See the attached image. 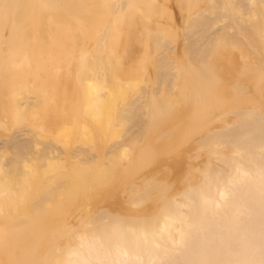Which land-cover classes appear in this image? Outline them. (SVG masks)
Segmentation results:
<instances>
[{
  "label": "bare ground",
  "instance_id": "1",
  "mask_svg": "<svg viewBox=\"0 0 264 264\" xmlns=\"http://www.w3.org/2000/svg\"><path fill=\"white\" fill-rule=\"evenodd\" d=\"M0 264H264V0H0Z\"/></svg>",
  "mask_w": 264,
  "mask_h": 264
},
{
  "label": "rangeland",
  "instance_id": "2",
  "mask_svg": "<svg viewBox=\"0 0 264 264\" xmlns=\"http://www.w3.org/2000/svg\"><path fill=\"white\" fill-rule=\"evenodd\" d=\"M174 9H175L174 4H172L170 10H171L172 12H175ZM177 13H178V11H177ZM177 20H178V19H177ZM182 38H183V37H182ZM233 56H235L234 59L236 58V60H235L236 63H239V60L237 59L236 54L233 55ZM235 61H233V66H235V63H234ZM223 64L226 65V64H227V60H226L225 62H223ZM239 65H240V64H237L236 66L239 67ZM251 90H252V89H251ZM251 92L253 93L254 90H252ZM186 146H188V147L186 148ZM189 147H190L189 144L183 146V147H182V151L185 153V152L188 150ZM184 148H185V150H184ZM202 155H203V154H202ZM202 155H201L199 158H197V160L195 159V160L191 161L192 164H194V165H198L199 167H202V166H200V165H203V162H205V161L207 160L206 156L203 155L204 157L202 158ZM186 166H187V165H186ZM198 166H197V167H198ZM173 167H174L175 169H174ZM177 168H179V167H176V165H171L170 167L168 166V168H167L166 170H167L168 172H169V170H170V173H171V172L174 173V172L177 171ZM172 169H173V170H172ZM184 170H186V168H184ZM184 170H183V171L181 172V174H180V175H183V176H181V177H184V175H186V173H187V172L184 171ZM183 172H184V174H182ZM185 172H186V173H185ZM192 174L195 175L196 173L193 172ZM174 178H175V177H174ZM174 178H173V179H174ZM144 205L146 206V204H144ZM144 205H143V207H144ZM140 206H141V205H140ZM139 208H140V207H139ZM141 208H142V206H141Z\"/></svg>",
  "mask_w": 264,
  "mask_h": 264
}]
</instances>
